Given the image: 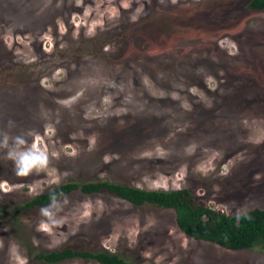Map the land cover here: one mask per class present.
<instances>
[{
	"label": "rangeland",
	"instance_id": "1",
	"mask_svg": "<svg viewBox=\"0 0 264 264\" xmlns=\"http://www.w3.org/2000/svg\"><path fill=\"white\" fill-rule=\"evenodd\" d=\"M248 1L0 0V264L64 247L264 264L261 245L192 239L173 210L107 193L21 209L98 179L185 187L228 214L264 207V10ZM25 157L46 162L18 175Z\"/></svg>",
	"mask_w": 264,
	"mask_h": 264
},
{
	"label": "trees",
	"instance_id": "2",
	"mask_svg": "<svg viewBox=\"0 0 264 264\" xmlns=\"http://www.w3.org/2000/svg\"><path fill=\"white\" fill-rule=\"evenodd\" d=\"M247 6L251 10H264V0H249ZM75 191L90 195L107 193L135 206L154 205L171 209L175 213L178 228L192 239L216 243L234 251L249 250L261 245L264 254V207L249 209L240 214H228L199 202L185 187L168 190L145 189L109 179L68 181L53 190L38 194L21 209L44 207ZM34 258L47 264H58L75 258L99 264H133L123 256L105 249L74 247L39 251Z\"/></svg>",
	"mask_w": 264,
	"mask_h": 264
},
{
	"label": "clouds",
	"instance_id": "3",
	"mask_svg": "<svg viewBox=\"0 0 264 264\" xmlns=\"http://www.w3.org/2000/svg\"><path fill=\"white\" fill-rule=\"evenodd\" d=\"M38 162L40 164H44L46 161L41 160L39 157H33L31 159L28 157H25L23 160V168H22V170L18 171L17 174L18 175H27L31 171L33 166H35Z\"/></svg>",
	"mask_w": 264,
	"mask_h": 264
},
{
	"label": "flooded vegetation",
	"instance_id": "4",
	"mask_svg": "<svg viewBox=\"0 0 264 264\" xmlns=\"http://www.w3.org/2000/svg\"><path fill=\"white\" fill-rule=\"evenodd\" d=\"M29 210V209H28Z\"/></svg>",
	"mask_w": 264,
	"mask_h": 264
}]
</instances>
